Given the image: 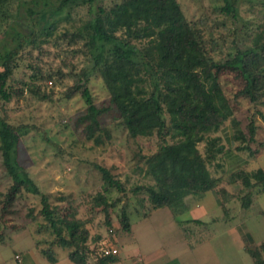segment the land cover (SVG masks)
Masks as SVG:
<instances>
[{"label": "rangeland", "instance_id": "374dc122", "mask_svg": "<svg viewBox=\"0 0 264 264\" xmlns=\"http://www.w3.org/2000/svg\"><path fill=\"white\" fill-rule=\"evenodd\" d=\"M21 1L11 0L0 7V53L15 43V30L25 32L38 27L39 14H28ZM121 1L97 0L94 4L75 6L68 17L54 20L15 56L12 74L6 82L10 96L0 100V114L11 123L26 126L20 133V164L32 184L48 194L59 217L88 229V259L92 262H97L95 249L99 241L94 237L101 234L114 237L119 248L108 264H255L251 250L259 248L264 241V192L257 186L250 208L243 209L241 195L246 189L237 173L264 167V146L260 145L264 142V120L260 114H264V7L260 1L264 0L240 2L236 18L220 12L222 0H177L198 31L207 54L215 60L231 59L238 48L257 50L247 61V67L256 76L255 102L245 92L247 82L238 69L224 67L218 74L233 117L247 135L242 141L235 139L236 126L230 119L211 134L218 135V143L225 147L208 164L209 171L219 176L215 190L233 191L238 197L228 201L226 217L208 191L202 199L207 209L206 215H202L204 224L185 221L188 213L174 219L167 207L153 211L150 216L144 215L148 207L146 187L152 184L151 177L145 174L147 162L163 142L155 131L149 136L137 137L128 133L93 68V56L83 48L89 41L92 31L89 20L97 10L96 5L108 11ZM73 32L81 38L70 39L65 35ZM115 35L124 40L130 37L139 47L156 39L149 28L131 34H125V29L120 28ZM114 60L115 52L112 44H108L97 66ZM83 71L88 72L87 86L95 104L93 109L84 102L80 92L70 94ZM144 83L149 91L148 82ZM165 116L168 121V114ZM251 118L256 133L254 140L248 141L247 124ZM165 139L168 143L179 140L173 134ZM247 142L251 149L260 147V151L251 154L250 148H236ZM204 145V142L198 143L202 153ZM95 165L106 167L120 179L125 192L108 187ZM11 183L0 154V236L4 241L9 240L7 235L12 228L28 226L38 233L39 224H45L40 196L26 189L16 194L12 204L3 210ZM101 195L106 203L99 199ZM221 198H226L223 193ZM123 209L129 218V230L121 225ZM38 234L43 239L53 236L44 231ZM62 252L60 248L59 253ZM66 262L74 264L68 259Z\"/></svg>", "mask_w": 264, "mask_h": 264}, {"label": "trees", "instance_id": "16d2710c", "mask_svg": "<svg viewBox=\"0 0 264 264\" xmlns=\"http://www.w3.org/2000/svg\"><path fill=\"white\" fill-rule=\"evenodd\" d=\"M11 0H0V7ZM42 1V2H41ZM97 0H22L28 14H39L38 27L28 31L15 30V43L4 47L0 53V100L9 99L10 93L6 82L12 74L15 56L38 34L47 29L54 20L63 19L78 5L94 4ZM220 12L227 17H238L240 2L251 3L255 0H222ZM41 2V3H40ZM41 4V5H40ZM264 7V1H260ZM40 5V7H38ZM97 10L89 20L91 33L88 43L83 45L94 58V69L99 74L105 89L109 92L111 103L116 108L128 133L132 137L149 136L154 131L163 142L148 162L145 174L151 177L152 184L146 187L147 212L150 216L155 210L167 207L176 218L187 209L185 198H200L205 192L215 190L219 176L211 173L208 164L216 154L224 151L218 131L223 122L230 119L236 126L234 138L244 140L246 133L238 127V120L233 117V109L219 81V72L224 67L238 69L247 82L245 92L250 101L257 100L255 90L256 76L247 67L250 55H256L252 47L238 48L231 59L215 60L207 54L206 48L196 28L188 21L177 0H123L106 11L96 5ZM142 24V25H141ZM125 29V34L135 30L149 28L156 39L144 47L134 45L130 37L121 39L115 35L117 29ZM133 30V31H132ZM69 38H81L73 32ZM112 44L115 60L102 63L99 67L106 45ZM143 74V75H142ZM148 79V81H147ZM88 72L73 85L70 94L80 92L90 109L95 108L91 92L87 86ZM150 86L147 91L146 83ZM98 113V109L97 112ZM165 113L168 114V121ZM264 120V114L260 113ZM96 117V116H95ZM96 125H99L95 121ZM22 124L9 122L0 114V154L6 174L12 183L9 186L3 210L12 204L16 194L26 189L40 196L41 214L45 224H39L37 232H47L53 236L44 238L46 247L41 251L50 262L56 261L54 246L66 249L67 257L75 264H86L88 261L89 231L78 223H71L65 217L56 214L47 193L33 185L19 161V142ZM102 128V127H101ZM103 129V128H102ZM248 141L255 138L256 126L251 118L247 124ZM107 132V130H105ZM173 134L179 140L173 143L166 141V136ZM204 142V153L198 143ZM264 146V142L260 143ZM238 150L250 148L249 142L236 147ZM260 148V147H259ZM259 148L250 153H258ZM100 171L104 183L125 192L120 179L116 178L106 167L95 165ZM238 176L246 191L243 193L241 206L249 209L252 196L260 186L264 192V167L254 171L239 170ZM257 189V190H256ZM216 191V190H215ZM222 191V190H221ZM218 193L219 205L224 216H228V201L237 198L238 194L226 191ZM226 198L222 199L221 194ZM237 196V197H236ZM106 203V198H100ZM107 204L104 207L106 211ZM121 225L130 229L126 211H121ZM200 222L199 220H193ZM108 223V219L106 220ZM103 235L98 234L95 240ZM264 241L259 248L251 250L255 264H264ZM116 255L97 257L100 264L114 260Z\"/></svg>", "mask_w": 264, "mask_h": 264}, {"label": "crops", "instance_id": "0c3cea01", "mask_svg": "<svg viewBox=\"0 0 264 264\" xmlns=\"http://www.w3.org/2000/svg\"><path fill=\"white\" fill-rule=\"evenodd\" d=\"M235 158L238 157L235 156ZM209 191L213 195L215 203L221 209L217 192L214 189ZM207 192H205L204 195L200 198H193L191 196H187L185 198L187 209L182 213L189 214L188 219L185 221L192 223H195L193 220L200 221L196 223L206 222L205 220H202V215H206L207 212V209L205 208L202 199L206 196ZM232 192L230 193L231 195L233 194ZM229 202L227 203L228 206ZM180 214H178L177 217ZM21 230L23 232H26L20 233L19 231ZM7 237H9V240L4 241L5 238L0 236V264H70L66 262L67 259L70 260L67 257L66 249L62 248L63 252L62 254H60V247L57 246H54L55 256L57 259L55 262H50L47 259L46 255L41 251V249L44 248L43 246H46V244H44L42 241L43 237L29 229L28 226H19L18 228H12ZM86 264L100 263L94 261L92 262L88 259ZM103 264H108V262H105Z\"/></svg>", "mask_w": 264, "mask_h": 264}, {"label": "built area", "instance_id": "2783aa9c", "mask_svg": "<svg viewBox=\"0 0 264 264\" xmlns=\"http://www.w3.org/2000/svg\"><path fill=\"white\" fill-rule=\"evenodd\" d=\"M118 253L119 248L116 244L114 237L106 236L98 241V245L95 249V258L108 255H117Z\"/></svg>", "mask_w": 264, "mask_h": 264}]
</instances>
